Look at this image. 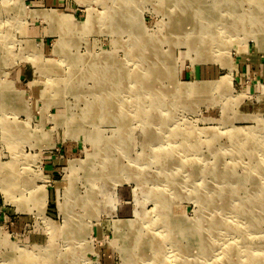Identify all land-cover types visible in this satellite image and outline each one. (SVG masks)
<instances>
[{
    "label": "rangeland",
    "instance_id": "374dc122",
    "mask_svg": "<svg viewBox=\"0 0 264 264\" xmlns=\"http://www.w3.org/2000/svg\"><path fill=\"white\" fill-rule=\"evenodd\" d=\"M257 2L0 0V264H264Z\"/></svg>",
    "mask_w": 264,
    "mask_h": 264
},
{
    "label": "bare ground",
    "instance_id": "6f19581e",
    "mask_svg": "<svg viewBox=\"0 0 264 264\" xmlns=\"http://www.w3.org/2000/svg\"><path fill=\"white\" fill-rule=\"evenodd\" d=\"M240 1H242V0H240ZM250 1V0H249ZM252 2L258 7V2H257V0H252ZM263 10H264V7L262 8ZM247 14H242V13H240L239 14V16H238V18H240L241 20H243L244 21V19L246 18L247 20H248V23L249 24H253L254 23V21L256 20H258V16L256 17V18H254L255 20L253 21V16H249V12H248V16H246ZM263 17H264V15H263ZM217 25H219V23L217 24ZM215 26V25H214ZM241 27H243V23H241ZM217 28V27H216ZM96 66V65H95ZM107 67V66H106ZM103 68V67H102ZM101 72V71H100ZM108 73V72H107ZM223 80V79H222ZM220 83V82H219ZM218 83V84H219ZM217 84V85H218ZM194 89H195V87H193V85H190V84H186L185 85V88H183L182 89V91H185V92H194ZM237 134V135H236ZM232 135H234V136H236V137H238V136H243V137H249L250 135H251V132H250V129L249 130H247V131H236V132H232ZM8 137H9V139H11L12 138V135L10 134V135H8ZM99 140V139H98ZM242 149H243V151L241 152H239L238 151V153L239 154H244V155H247L248 157H251V154H252V152H251V150H245V149H247L246 148V146H243L242 147ZM97 155V154H96ZM176 155V157L179 155L178 153L177 154H175ZM93 159V158H92ZM108 159H110V158H108ZM250 158H247V161L246 162H248V161H251V159L249 160ZM179 160H181V158H179ZM69 161V160H68ZM13 161H9V162H7V163H2V164H0V170H4V169H7V168H10L11 169V171H13V163H12ZM88 165V164H87ZM100 165V164H99ZM72 166V168H73V165H71ZM109 166H111V165H109ZM100 170V169H99ZM1 174V173H0ZM91 176V175H90ZM7 177L5 176L4 178H3V176H2V180H0V183H1V188H2V190L3 191H8V189H9V186L10 185H8V183H7V179H6ZM87 178V177H86ZM239 213V212H238ZM136 215H138V214H136ZM238 215V216H237ZM235 217H234V220H238L237 218H241V215L242 214H237ZM217 219H218V221H221V218H218L217 217ZM224 220V223H221L220 225L221 226H224V225H226V222L227 223H230V222H228L227 221V219L225 220V219H223ZM209 224V223H208ZM241 224H242V222H241ZM235 226L236 227H239V223H237V222H235ZM124 228V227H123ZM133 228V227H132ZM228 228H230V227H228ZM131 229V228H130ZM129 229V230H130ZM137 229V228H136ZM228 231V230H227ZM241 231V230H240ZM120 233H122V232H120ZM242 234V233H241ZM130 236V235H129ZM128 236V237H129ZM145 237V236H144ZM136 238H137V236H136ZM151 239V238H150ZM121 240V239H120ZM130 240V239H129ZM135 240V239H134ZM125 241V240H124ZM154 246H158L157 244H153ZM130 247V246H129ZM151 248H152V246H151ZM207 255H208V250H206V249H204V247H203V250H202V255H200V257L198 258V260H196V259H193L195 262H188V263H186V264H204V261H205V259H203V257H207ZM128 257H130V256H128ZM259 258V257H258ZM251 259V261H246V262H249L250 264H252V263H257L256 261H255V259H254V256L252 255V257L250 258ZM199 263H198V262ZM255 261V262H254ZM174 264H177V262L176 263H174ZM259 264V263H258Z\"/></svg>",
    "mask_w": 264,
    "mask_h": 264
}]
</instances>
